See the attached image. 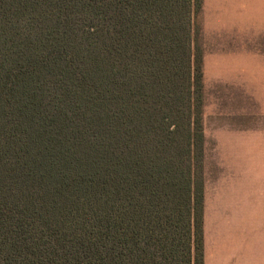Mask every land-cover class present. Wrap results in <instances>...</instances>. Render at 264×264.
Wrapping results in <instances>:
<instances>
[{
  "label": "trees",
  "instance_id": "trees-1",
  "mask_svg": "<svg viewBox=\"0 0 264 264\" xmlns=\"http://www.w3.org/2000/svg\"><path fill=\"white\" fill-rule=\"evenodd\" d=\"M202 0H0V264H203Z\"/></svg>",
  "mask_w": 264,
  "mask_h": 264
},
{
  "label": "crops",
  "instance_id": "crops-1",
  "mask_svg": "<svg viewBox=\"0 0 264 264\" xmlns=\"http://www.w3.org/2000/svg\"><path fill=\"white\" fill-rule=\"evenodd\" d=\"M198 21L203 87L209 72L248 73L249 121L247 159L207 161L203 106V264H264V0H202ZM226 135L222 150H240Z\"/></svg>",
  "mask_w": 264,
  "mask_h": 264
},
{
  "label": "rangeland",
  "instance_id": "rangeland-1",
  "mask_svg": "<svg viewBox=\"0 0 264 264\" xmlns=\"http://www.w3.org/2000/svg\"><path fill=\"white\" fill-rule=\"evenodd\" d=\"M197 23L199 24L198 20ZM216 74L209 72L207 78H204V130L209 139L205 147V159L207 161L220 158L247 159L248 73H242L244 78L240 82L231 78L236 73H228L233 76L227 80L215 79ZM218 133L221 136L217 135ZM226 134L235 142L237 140L241 142L240 150H222L217 139ZM236 135L240 137L236 138Z\"/></svg>",
  "mask_w": 264,
  "mask_h": 264
}]
</instances>
